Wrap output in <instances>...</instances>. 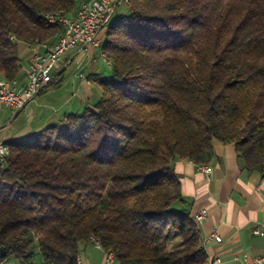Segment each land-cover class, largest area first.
Segmentation results:
<instances>
[{
    "label": "trees",
    "instance_id": "1",
    "mask_svg": "<svg viewBox=\"0 0 264 264\" xmlns=\"http://www.w3.org/2000/svg\"><path fill=\"white\" fill-rule=\"evenodd\" d=\"M77 0H0V73L18 42L52 44ZM99 48L100 97L10 141L0 164V247L16 264H77L99 244L117 264H206L176 159L206 164L213 141L264 177V0H128ZM54 79V77H53ZM51 80V83L57 82ZM53 81V82H52Z\"/></svg>",
    "mask_w": 264,
    "mask_h": 264
},
{
    "label": "crops",
    "instance_id": "2",
    "mask_svg": "<svg viewBox=\"0 0 264 264\" xmlns=\"http://www.w3.org/2000/svg\"><path fill=\"white\" fill-rule=\"evenodd\" d=\"M81 1H77V6ZM98 36L103 39L104 29ZM89 47L67 50L60 68L54 73L53 81L57 84H49L23 109L13 112L9 105L0 101V144L34 136L46 127L58 124L65 114L92 107L101 94L93 77L107 75L98 70H91L87 76L84 71L69 74L77 56ZM30 55V47L18 42L20 70L14 79L17 86L26 82ZM81 72L83 78L79 76ZM212 152L206 164L176 159L173 170L178 175L181 194L191 202L193 216L201 209L207 211L205 219L196 221L206 263L219 257L218 264H243L242 253L251 257L264 253V177L257 171L243 169L230 143L213 141ZM201 165H208L210 172L203 171ZM212 232L221 236L220 242L210 236ZM105 252L99 244L89 243L80 247L78 257L81 264H104Z\"/></svg>",
    "mask_w": 264,
    "mask_h": 264
},
{
    "label": "built area",
    "instance_id": "3",
    "mask_svg": "<svg viewBox=\"0 0 264 264\" xmlns=\"http://www.w3.org/2000/svg\"><path fill=\"white\" fill-rule=\"evenodd\" d=\"M121 6H127L122 0H82L75 11L62 16L46 14L56 20V24L62 25L53 44H44L41 47H32L30 61L25 71L26 82L17 86L15 80L8 83L0 81V101L9 105L13 112L19 111L25 105L45 89L54 77V73L60 68L64 53L72 48L84 50L89 46L99 48L101 38L98 32L105 29V23L113 19ZM84 77V73H79ZM8 151L0 150V164L4 163ZM206 173L210 172L208 165L200 166ZM206 209H201L194 214L197 222L205 219ZM258 232V231H255ZM215 241L220 242L221 236L212 232L210 235ZM97 244V243H96ZM234 258H237L235 255ZM243 264H264V253L251 257L247 253L241 254ZM219 257L213 258L206 264H218ZM77 264H81L77 257ZM104 264H117L110 258V251L105 252Z\"/></svg>",
    "mask_w": 264,
    "mask_h": 264
},
{
    "label": "rangeland",
    "instance_id": "4",
    "mask_svg": "<svg viewBox=\"0 0 264 264\" xmlns=\"http://www.w3.org/2000/svg\"><path fill=\"white\" fill-rule=\"evenodd\" d=\"M126 11H127L126 7L121 6L118 9L117 13L121 14ZM70 68L71 70L69 74H74L79 71H84L85 75L87 76L91 72V70H98V72L104 75L110 74L108 63L105 60L104 54L101 53L100 48L92 49L91 47H89L87 51H84L77 56L76 61L71 65ZM69 74L67 76H69ZM34 258L37 264L41 263L40 254L36 250H35ZM0 264H16V262H14L13 260H4L0 262Z\"/></svg>",
    "mask_w": 264,
    "mask_h": 264
},
{
    "label": "bare ground",
    "instance_id": "5",
    "mask_svg": "<svg viewBox=\"0 0 264 264\" xmlns=\"http://www.w3.org/2000/svg\"><path fill=\"white\" fill-rule=\"evenodd\" d=\"M123 2H124V4L125 5H127L128 4V0H122ZM51 14V13H50ZM53 15L54 16H62V15H64V14H59V13H53ZM45 17H46V19H47V21L49 22V23H51V24H56V20L55 19H52L51 17H49V16H46L45 15ZM111 20V19H110ZM109 20V21H110ZM108 21V22H109ZM108 24V23H107ZM105 25H106V23H105ZM44 44H47V43H36V44H33L32 45V47H41V46H44ZM53 44V43H52ZM99 45H100V43H99ZM0 81H1V83H8V81L9 80H7V79H5V78H3V77H0ZM0 150L1 151H7L8 150V145H6V144H0ZM197 221V220H196ZM107 252H109V251H107ZM110 258L111 259H113V260H115V258H114V254L110 251Z\"/></svg>",
    "mask_w": 264,
    "mask_h": 264
},
{
    "label": "water",
    "instance_id": "6",
    "mask_svg": "<svg viewBox=\"0 0 264 264\" xmlns=\"http://www.w3.org/2000/svg\"><path fill=\"white\" fill-rule=\"evenodd\" d=\"M4 255V249L0 247V257H3Z\"/></svg>",
    "mask_w": 264,
    "mask_h": 264
}]
</instances>
